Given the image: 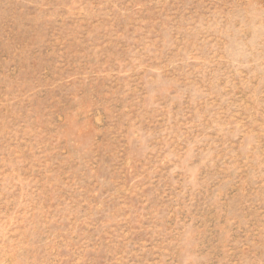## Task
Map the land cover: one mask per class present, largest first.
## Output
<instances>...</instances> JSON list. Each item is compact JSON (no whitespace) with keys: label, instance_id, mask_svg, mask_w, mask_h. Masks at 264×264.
<instances>
[{"label":"rangeland","instance_id":"obj_1","mask_svg":"<svg viewBox=\"0 0 264 264\" xmlns=\"http://www.w3.org/2000/svg\"><path fill=\"white\" fill-rule=\"evenodd\" d=\"M0 264H264V0H0Z\"/></svg>","mask_w":264,"mask_h":264}]
</instances>
